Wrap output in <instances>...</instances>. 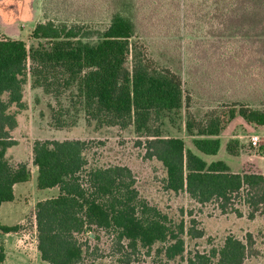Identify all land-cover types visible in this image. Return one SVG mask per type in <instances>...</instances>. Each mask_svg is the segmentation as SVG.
Returning a JSON list of instances; mask_svg holds the SVG:
<instances>
[{
	"label": "trees",
	"instance_id": "obj_1",
	"mask_svg": "<svg viewBox=\"0 0 264 264\" xmlns=\"http://www.w3.org/2000/svg\"><path fill=\"white\" fill-rule=\"evenodd\" d=\"M246 3L203 0L195 9L210 29L223 28ZM129 9L126 3L115 6L96 42L83 41L95 34L87 27L54 21L35 25L30 37L36 44L29 49L23 41L0 39V205L13 201V186L31 176L27 164L12 166L5 158L7 149L15 145L11 133L17 126L16 112L25 108L23 91L29 79L32 88L54 100L55 105L49 106L54 128L73 127L80 114L98 128L132 126L145 138L146 158L163 166L166 191L183 192L200 206L213 203L223 214L233 210L241 216V209L233 207L238 204L248 220L264 215V174L233 173L221 160L203 159L218 154L219 136L236 117L253 130L264 131V61L236 36L219 39L209 49L199 42L197 53L188 60V73L196 84L214 92L209 97L218 102V110L199 121L186 116L184 128L193 145L186 148L183 139L164 136L153 125L189 101L182 79L168 68L154 66L131 41L136 26ZM221 91L216 98L214 94ZM240 148L236 140L226 144L233 157L239 156ZM86 149L85 141L75 139L32 144L37 189L58 190L56 197L38 202L34 209L42 261L85 264V257L96 251L88 240H98V234L104 233L118 264H129L130 256L141 251L149 255L155 245H159L155 255L164 264L177 258L185 264H243L249 246L232 235L221 246L189 253L184 259L183 236L200 238L201 232L173 221L142 199L129 168L89 167ZM18 228L0 226V234ZM4 259L0 246V264Z\"/></svg>",
	"mask_w": 264,
	"mask_h": 264
},
{
	"label": "rangeland",
	"instance_id": "obj_2",
	"mask_svg": "<svg viewBox=\"0 0 264 264\" xmlns=\"http://www.w3.org/2000/svg\"><path fill=\"white\" fill-rule=\"evenodd\" d=\"M202 1L0 0V39L23 41L29 49L36 44L30 37L35 25L54 21L87 27L95 34L83 41L96 42L99 40L98 32L103 31L108 25L113 8L124 3L128 4L130 6L128 14L136 26L135 36L131 41L141 47L154 66L168 68L178 74L182 79L184 94L189 99L179 112L169 117L163 116L153 125L158 126L164 136L183 139L185 147L192 149V137L186 134L184 128L186 116L190 114L199 121L218 110V102L209 97V94L214 92L207 90L206 86L196 84L192 75L188 73V60L197 53L200 44L205 43L209 49L213 48L212 45L219 39L236 36L246 42L249 48L254 53L257 52L264 61V0H247L246 5L232 15L228 25L211 29L210 25L201 20L202 15L195 9ZM254 57L256 59L254 55L251 59ZM223 93L221 91L214 95L218 98ZM251 94L250 91L249 95ZM22 100L25 105L23 110L16 112V109L12 108V111L17 113V126L11 133L15 145L8 148L5 154L9 164L14 166L25 163L30 169L31 148L36 140L85 141L87 143L85 156L89 167L118 165L129 168L142 199L173 221H182L186 228L191 227L193 231L201 232L200 238L183 236L184 259L189 253H207L210 249L221 246L226 236L232 235L247 242L249 246L243 264H264V215H257L253 220H248L246 210L238 204L233 207L239 211L241 209V216L233 210L223 214L213 203L200 206L183 192L174 194L166 191L163 184L166 176L163 166L155 159L146 158L145 138L136 134L132 126L126 129L98 128L95 124L88 125L83 114H80L73 127L56 129L51 124L49 110V106L55 105L54 100L44 95L41 89L32 88L29 79L24 86ZM235 121L242 120L238 118ZM233 125L229 126L226 134L233 132ZM239 132L240 140H236L241 143H239L241 148L238 157L229 156L226 148L221 147L215 157L203 156V159L207 162L211 159L221 160L230 165L233 172L262 174L261 172H264L263 143H260L259 148L252 149L249 141L251 135L258 134L260 137L264 135L262 132L253 133L250 128L245 127ZM253 154H256V157L252 159ZM242 159L245 161L241 162ZM36 177L37 170L34 168L31 172V180L18 185L14 201L5 203L0 212V226L13 224L18 218H22L23 224L17 232L25 234L29 239L36 238L35 205L39 201L58 195L57 188L37 189ZM90 237L93 239V234ZM88 244L92 249L96 248V251L85 257V264H118V256L114 254L111 240L104 233L98 234V240H88ZM157 247L159 245H155L149 255L141 251L137 255L130 256L128 263L164 264L163 259L155 255ZM169 264H185V262L177 258Z\"/></svg>",
	"mask_w": 264,
	"mask_h": 264
},
{
	"label": "crops",
	"instance_id": "obj_3",
	"mask_svg": "<svg viewBox=\"0 0 264 264\" xmlns=\"http://www.w3.org/2000/svg\"><path fill=\"white\" fill-rule=\"evenodd\" d=\"M238 118H240V117H236L234 120H232V122L226 127V129L219 136V139H220V142H221L220 143V148L221 147L226 148V144L230 140H240L241 136L239 134L240 133L239 131L241 129H243L244 127L245 128H250L251 131H253V133H257V131L253 130L252 127L249 126L242 118H241L242 121H235ZM232 124H234L233 125L234 126L233 132L229 133V134H226L228 129H229V126L232 125ZM261 132L264 135V131H260L259 133H261ZM257 136L261 139V142L263 143V149H264V136L260 137L258 134H257ZM252 156H253L252 157V159H253L254 157H256V154H253ZM211 157H215V156H211ZM240 157H242V156L240 155ZM210 161H214V160L211 159ZM244 161L245 160L242 159L241 162H244ZM254 166L256 168L255 164H254ZM228 167L233 172V169L231 168V166L228 165ZM34 168L37 170V168L32 165L31 168H30V170H31L30 171V175H31V172H32V170ZM233 173H239V172H233ZM261 173L264 174V172H261ZM30 180H31V176H30ZM25 183H27V182H25ZM19 184H23V183H18V184H15L13 186L14 198H15V194H16V191L18 189V185ZM13 201H11V202H13ZM11 202H5V203H11ZM5 203H2L0 205V212H1L2 206ZM22 224H23V219L22 218H20V219L18 218V220L15 223H13V224H5V225H2V226H5V227H14V226L15 227L16 226L20 227V225H22ZM0 242L2 243V244H0V246L3 247L4 254H5V259H4L2 264H47L46 262L42 261L41 258H40V254H39V252L37 250V243H36V238L35 237L33 239H29L25 234H21L20 232L16 231V232H13V233L0 234Z\"/></svg>",
	"mask_w": 264,
	"mask_h": 264
},
{
	"label": "built area",
	"instance_id": "obj_4",
	"mask_svg": "<svg viewBox=\"0 0 264 264\" xmlns=\"http://www.w3.org/2000/svg\"><path fill=\"white\" fill-rule=\"evenodd\" d=\"M249 142L252 149H257L260 147L261 139L257 135H251Z\"/></svg>",
	"mask_w": 264,
	"mask_h": 264
}]
</instances>
